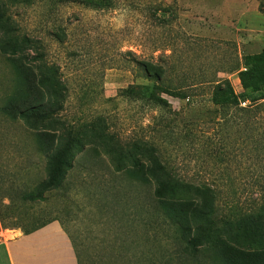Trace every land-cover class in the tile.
I'll return each instance as SVG.
<instances>
[{"label": "rangeland", "instance_id": "rangeland-1", "mask_svg": "<svg viewBox=\"0 0 264 264\" xmlns=\"http://www.w3.org/2000/svg\"><path fill=\"white\" fill-rule=\"evenodd\" d=\"M106 2L0 0L3 29L16 28L0 38L32 41L19 67L0 58V104L9 95L29 107L27 81L40 66L48 82L40 102L54 111L43 128L0 114V233L55 218L82 264H264V108L246 119L232 110L226 124L211 100L223 79L243 91L232 69L264 47L259 1ZM148 62L188 96L151 100L157 69L147 72ZM38 130L74 140V167L61 190L33 203L23 194L47 177L33 143ZM125 167L147 169L154 186L136 187L121 176ZM154 188L185 229L142 220ZM195 225L210 239L193 256L185 238Z\"/></svg>", "mask_w": 264, "mask_h": 264}, {"label": "trees", "instance_id": "trees-1", "mask_svg": "<svg viewBox=\"0 0 264 264\" xmlns=\"http://www.w3.org/2000/svg\"><path fill=\"white\" fill-rule=\"evenodd\" d=\"M88 1H90L92 5L98 7L109 5L106 0ZM258 1L260 11L264 12V0ZM4 16V12L0 11V19ZM6 21H10L9 16ZM0 30H7V33H11L15 32L16 28L3 29L2 20H0ZM30 43H32V41H30L28 36H25L21 39L11 37L7 39L0 38V58H3L6 61L14 62L19 67V62H21V60H28L27 54L24 53V45ZM34 61L37 62V60ZM149 66L157 69V72L155 73L157 81L153 85L150 95L151 100H153L157 105H163L166 103L168 104V100L163 96V94H168L181 99L188 96L186 92L175 90L170 84L162 80L165 74V68L162 65L148 62V64H145L147 72ZM37 69L39 72L37 71L36 74H32L31 80L27 81L30 91V106L21 107L16 105L12 101L13 96L8 95V97L6 95L4 97L3 103L0 104V114L11 119L12 121H33L43 128L45 126V122L47 121L46 118H48L50 122L54 120V111L50 108H47V106L40 102V88L44 85H47L48 82L46 81V77L43 75L40 66H38ZM232 71L238 73L243 91L237 92L229 79H223L214 86L211 98L213 104L217 107L218 112L221 113L223 122L226 124L229 123L230 120L235 119L234 114L231 113L232 110L243 111L244 119H246L245 114L249 115L250 113H253V111L255 112L264 108V47L258 53L246 55L240 58L233 67ZM51 87L52 86L50 85L49 89ZM190 88H197V84L193 83ZM60 141L61 140L58 136L49 132H44L43 130H38L36 133H34V148L36 152L42 155L45 159L47 177L45 180H42L37 185H35L33 189L25 192V194H23L24 200L33 203L45 202L53 192L61 190L68 180H70V176L74 167V140L67 139L62 141V143ZM111 159L114 160L115 156L110 155V160ZM119 170H121V176H125L126 174L129 178H131L132 183L136 184V187L143 185L145 186L144 189L148 190L154 186L153 182L147 177L148 174L150 175V173L146 174L147 169L137 167L133 169V171H130L125 167ZM122 182L123 181H121V184ZM156 195L157 197L155 196V198H152V194L146 195V199L149 198L151 201L147 206L145 205L142 208V212L148 214V216L143 217L142 220L147 218L146 221L148 224L160 223L162 229H164L163 231H166L164 225L175 229L178 228L179 230L185 229L186 227L183 225L181 220L178 218H172L171 214L165 210L161 201L163 197L160 194H157V189ZM176 203L180 204L181 206H185V200L183 199L177 201ZM159 207H161L162 212H165L166 214L163 213V215H161V210ZM1 219L2 223L6 225L4 218L1 217ZM56 220L58 219H35L31 222V228L24 230V233L28 234L34 232ZM227 222L228 220L224 219L223 225H227ZM189 230H191L193 233L191 236H187L185 238L186 242L189 243V248H186V250L193 256L198 254L201 255L204 252V245L209 243L210 234L208 231L206 232L203 230L199 225H195L189 228ZM163 231L161 232L163 233ZM177 238H179V235H177ZM70 239L76 252L78 264H82L81 254L77 251L71 236Z\"/></svg>", "mask_w": 264, "mask_h": 264}, {"label": "crops", "instance_id": "crops-1", "mask_svg": "<svg viewBox=\"0 0 264 264\" xmlns=\"http://www.w3.org/2000/svg\"><path fill=\"white\" fill-rule=\"evenodd\" d=\"M0 264H78L70 236L59 221L31 232L0 233Z\"/></svg>", "mask_w": 264, "mask_h": 264}]
</instances>
